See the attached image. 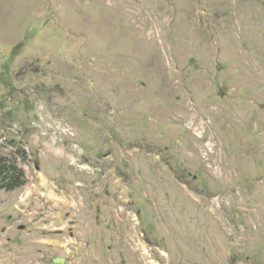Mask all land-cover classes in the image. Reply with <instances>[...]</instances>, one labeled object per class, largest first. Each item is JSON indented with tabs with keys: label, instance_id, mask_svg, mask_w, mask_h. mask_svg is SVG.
<instances>
[{
	"label": "rangeland",
	"instance_id": "obj_1",
	"mask_svg": "<svg viewBox=\"0 0 264 264\" xmlns=\"http://www.w3.org/2000/svg\"><path fill=\"white\" fill-rule=\"evenodd\" d=\"M0 157V264H264V0H0Z\"/></svg>",
	"mask_w": 264,
	"mask_h": 264
},
{
	"label": "trees",
	"instance_id": "obj_2",
	"mask_svg": "<svg viewBox=\"0 0 264 264\" xmlns=\"http://www.w3.org/2000/svg\"><path fill=\"white\" fill-rule=\"evenodd\" d=\"M13 164L9 159L0 157V175H3L0 189L11 190L23 183L21 170Z\"/></svg>",
	"mask_w": 264,
	"mask_h": 264
},
{
	"label": "built area",
	"instance_id": "obj_3",
	"mask_svg": "<svg viewBox=\"0 0 264 264\" xmlns=\"http://www.w3.org/2000/svg\"><path fill=\"white\" fill-rule=\"evenodd\" d=\"M194 133L197 135V136H202L203 135V128L201 125H198L194 128Z\"/></svg>",
	"mask_w": 264,
	"mask_h": 264
}]
</instances>
